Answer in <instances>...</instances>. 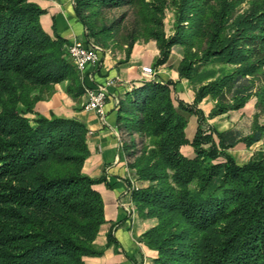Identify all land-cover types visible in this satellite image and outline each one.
<instances>
[{
  "label": "trees",
  "instance_id": "1",
  "mask_svg": "<svg viewBox=\"0 0 264 264\" xmlns=\"http://www.w3.org/2000/svg\"><path fill=\"white\" fill-rule=\"evenodd\" d=\"M123 4L130 23L128 14L103 21V7ZM73 10L88 42L123 49L124 60L136 41L154 40V69L180 46L178 75L193 86L189 104L171 95V79L143 80L116 105L121 145L142 183L128 182L131 201L156 219L140 236L157 252L151 264H264V157L237 163L229 152L264 136V0H73ZM44 12L33 0H0V264H83L116 244L111 232L95 243L105 216L94 184L106 180L83 171L84 123L35 109L55 83L67 80L72 97L83 92L66 38L40 23ZM206 96L207 116L197 107ZM251 96L247 133L206 124ZM188 114L198 123L191 140Z\"/></svg>",
  "mask_w": 264,
  "mask_h": 264
},
{
  "label": "crops",
  "instance_id": "2",
  "mask_svg": "<svg viewBox=\"0 0 264 264\" xmlns=\"http://www.w3.org/2000/svg\"><path fill=\"white\" fill-rule=\"evenodd\" d=\"M33 1L45 9L39 20L43 29L50 35L56 33L66 38L67 43L73 39L88 42L85 27L74 13L73 0ZM173 21V12L165 14L164 28L167 34L171 33ZM179 49L180 46L174 45L168 60L154 68L153 76H146L141 67L152 66L154 58L159 53L154 40L136 41L126 60L123 49L112 45L102 48L97 66L89 67L84 74L76 71L77 82L83 87V92L79 96L72 97L66 91L68 81L64 80L54 84V90L47 99L39 100L35 104V109L41 113L53 112L60 116L76 118L84 123L87 129L86 142L89 154L84 161L83 171L92 177L104 175L106 180L94 184L103 198L105 216V222L99 229L95 243L103 246L107 240V233L111 232L116 244L105 247L101 255L85 256L83 264H151L157 254L156 250L149 248L140 240L141 234L152 227L156 219L141 217L135 208L134 211H128L132 206L128 182L133 170L128 165L129 157L121 145L122 139L127 137L117 128L116 105L117 100L131 87L152 78L161 82L171 79L173 81L169 85L171 95L186 103H192L193 86L186 78H180L177 71L181 60ZM108 78L114 79V83L108 89L105 116L102 119L94 111L83 108L84 88L99 86ZM255 101V97H251L243 107L207 118V123L219 130L232 127L247 133L255 111ZM212 106L213 100L206 96L197 107L207 116ZM197 125L196 115L188 114L185 127L188 140L192 139ZM181 152L190 157L193 155V148L187 143L181 146ZM229 152L237 163L263 158L264 136L249 146L239 142Z\"/></svg>",
  "mask_w": 264,
  "mask_h": 264
},
{
  "label": "built area",
  "instance_id": "3",
  "mask_svg": "<svg viewBox=\"0 0 264 264\" xmlns=\"http://www.w3.org/2000/svg\"><path fill=\"white\" fill-rule=\"evenodd\" d=\"M102 47L99 44L85 42L80 39H73L67 44V52L72 60L75 69L84 74L89 67L97 66L100 62V52ZM141 70L146 76H153L154 69L150 65H143ZM114 83V79L108 78L105 82L96 87L84 88L83 108L94 111L100 118L105 116V103L109 87ZM118 102V100H117ZM130 187H137L135 178H129Z\"/></svg>",
  "mask_w": 264,
  "mask_h": 264
},
{
  "label": "rangeland",
  "instance_id": "4",
  "mask_svg": "<svg viewBox=\"0 0 264 264\" xmlns=\"http://www.w3.org/2000/svg\"><path fill=\"white\" fill-rule=\"evenodd\" d=\"M242 6L244 7L245 6V3H243L242 4ZM101 16H102V18H103V21H105L106 23H108L109 21H111L113 18H120L121 16H124V15H127V23H130L131 21V19H132V17H131V8H130V6L129 5H118V6H115V7H103L102 9H101ZM170 12H173L172 11V9L171 8H168V9H166V12H165V14H167V13H170ZM172 29V28H171ZM171 32H172V30H171ZM180 50V52H181V49H179ZM251 97H254V96H251ZM250 97V98H251ZM249 98V99H250ZM47 99V98H46ZM212 99V98H211ZM248 99V100H249ZM256 99V98H255ZM213 100V99H212ZM190 104V103H189ZM213 105H214V100H213ZM198 106V105H197ZM254 106H255V104H254ZM213 107V106H212ZM211 110V109H210ZM203 111V110H202ZM255 112V111H254ZM204 113V112H203ZM254 114V113H253ZM205 115V114H204ZM252 117H253V115H252ZM207 118H211V117H206V124H208L207 123ZM213 126V125H212ZM216 127V126H215ZM217 128V127H216ZM140 147V145H138V148ZM135 183H136V186H141L142 185V183L141 182H139V181H135ZM134 208H135V210L137 211V208L135 207V205L133 204V202H132V206H130V208L128 209V211L130 212V211H134ZM138 212V211H137ZM152 262V261H151Z\"/></svg>",
  "mask_w": 264,
  "mask_h": 264
}]
</instances>
